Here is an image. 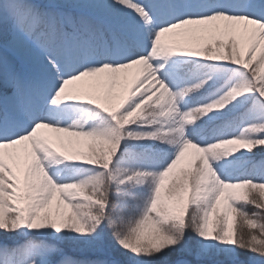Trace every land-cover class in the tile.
Here are the masks:
<instances>
[{"label": "snow or ice", "instance_id": "snow-or-ice-1", "mask_svg": "<svg viewBox=\"0 0 264 264\" xmlns=\"http://www.w3.org/2000/svg\"><path fill=\"white\" fill-rule=\"evenodd\" d=\"M257 153L264 0H0V264H264Z\"/></svg>", "mask_w": 264, "mask_h": 264}, {"label": "trees", "instance_id": "trees-1", "mask_svg": "<svg viewBox=\"0 0 264 264\" xmlns=\"http://www.w3.org/2000/svg\"><path fill=\"white\" fill-rule=\"evenodd\" d=\"M7 56H8V58H9V60H10L11 62L15 63L17 66L19 65L17 58H16L13 54H11V53L8 52V53H7ZM18 67H19V66H18ZM261 155H264V153H257V157H258V158H259ZM249 211H251V208L249 209ZM188 244H189V246L191 245V237H189Z\"/></svg>", "mask_w": 264, "mask_h": 264}, {"label": "rangeland", "instance_id": "rangeland-1", "mask_svg": "<svg viewBox=\"0 0 264 264\" xmlns=\"http://www.w3.org/2000/svg\"><path fill=\"white\" fill-rule=\"evenodd\" d=\"M14 56H15V54H14ZM16 58L18 59V61H19V66H20V63H21V62H20V60H19V58H18L17 56H16ZM25 67H26V68H30L31 66H30V65H25Z\"/></svg>", "mask_w": 264, "mask_h": 264}]
</instances>
